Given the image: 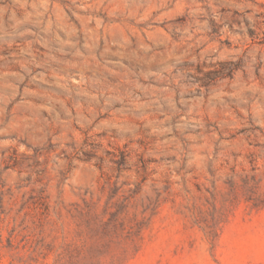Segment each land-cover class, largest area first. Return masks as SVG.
Listing matches in <instances>:
<instances>
[{"label": "rangeland", "instance_id": "1", "mask_svg": "<svg viewBox=\"0 0 264 264\" xmlns=\"http://www.w3.org/2000/svg\"><path fill=\"white\" fill-rule=\"evenodd\" d=\"M0 264H264V0H0Z\"/></svg>", "mask_w": 264, "mask_h": 264}]
</instances>
